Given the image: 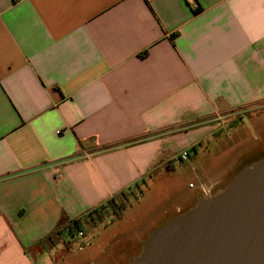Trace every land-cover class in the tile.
Returning <instances> with one entry per match:
<instances>
[{
	"label": "crops",
	"instance_id": "obj_1",
	"mask_svg": "<svg viewBox=\"0 0 264 264\" xmlns=\"http://www.w3.org/2000/svg\"><path fill=\"white\" fill-rule=\"evenodd\" d=\"M243 119L264 124V0H0V264H96L104 235L48 236L111 198L103 230L131 229L128 190L178 164L198 183L143 242L220 184Z\"/></svg>",
	"mask_w": 264,
	"mask_h": 264
},
{
	"label": "water",
	"instance_id": "obj_2",
	"mask_svg": "<svg viewBox=\"0 0 264 264\" xmlns=\"http://www.w3.org/2000/svg\"><path fill=\"white\" fill-rule=\"evenodd\" d=\"M127 264H264V157L159 224Z\"/></svg>",
	"mask_w": 264,
	"mask_h": 264
},
{
	"label": "rangeland",
	"instance_id": "obj_3",
	"mask_svg": "<svg viewBox=\"0 0 264 264\" xmlns=\"http://www.w3.org/2000/svg\"><path fill=\"white\" fill-rule=\"evenodd\" d=\"M242 122L244 124H233L235 127H239L236 131V134H233L232 137L228 139V142L221 143L219 145V148L216 149V152L219 153L220 151H222V153H224L220 157V163L222 164L221 167L225 166L226 169L224 171L225 175L220 177L221 181L218 185L219 187L217 186L215 187L217 189L211 190L210 195H212L216 190L224 187L231 180V178L241 165L264 157V124H254L255 127L253 126L254 129L253 127L251 128L253 129V132H251L252 135L250 136L249 127L251 126V124H247L245 119H243ZM256 126H258L260 129H257ZM255 133H257L258 135H256ZM190 157L194 159L196 157V153L194 151H190ZM174 166L176 167V171L174 176L171 178V182L168 183V179L170 177L164 178V180L161 179V181L164 182V186H166V188H162V190H167L165 193L162 191L156 192L152 189L143 191L142 198L139 200V202L144 206L143 211H140L139 209L132 211L133 214H138V220H136L131 229H128V224H122L116 230H114V226L108 227L107 229L103 230L104 227L102 228V226H104L107 222H111L106 221L105 224L97 226L96 228H91L86 232V235L92 237L93 239H96L97 236L100 237L101 235H104L100 237L99 244H104L105 242H109L110 244L106 253L104 254V257L98 260L96 264H118L117 260L122 259V250L126 247V244H128V242L131 241V245L139 243V240H134L136 235H142V231L146 229L150 230L151 228L156 226L159 215L164 209L170 210L177 204L184 203L186 201L187 196L190 193L187 187L189 186V184H192L193 186L197 185L198 182H196V178L193 173L187 172L186 170L182 169L181 166L179 168L178 164ZM178 181L184 183V186H182L180 189L175 188V184H177ZM132 191L135 192L133 188ZM164 199H166L167 201H165ZM130 201L133 205L136 202L131 195ZM166 218L167 217H165L163 221H165ZM115 231H117L119 237L112 240V233H114ZM79 242L80 240L76 239V241L73 242L72 245L74 246V249H76V253L82 251V249L78 251L80 249ZM82 252H84V250ZM94 256L95 255H93V257ZM123 259L125 260L124 263L127 264L129 259L126 260L125 257H123Z\"/></svg>",
	"mask_w": 264,
	"mask_h": 264
},
{
	"label": "trees",
	"instance_id": "obj_4",
	"mask_svg": "<svg viewBox=\"0 0 264 264\" xmlns=\"http://www.w3.org/2000/svg\"><path fill=\"white\" fill-rule=\"evenodd\" d=\"M124 193V195H126L127 192L124 191ZM128 193L133 196L135 201H139L140 198L136 196L132 189H129ZM122 209L123 206L117 204L115 198H111L105 205L97 206L76 219H62L52 232V236H48L47 239L52 240V238L60 237L63 232H65L70 238L74 239L75 233L78 231H82L86 234L91 228H96L97 226L105 224L106 221H112L113 219L119 218L122 214ZM79 247H81V243H79Z\"/></svg>",
	"mask_w": 264,
	"mask_h": 264
},
{
	"label": "flooded vegetation",
	"instance_id": "obj_5",
	"mask_svg": "<svg viewBox=\"0 0 264 264\" xmlns=\"http://www.w3.org/2000/svg\"><path fill=\"white\" fill-rule=\"evenodd\" d=\"M219 187V186H218ZM214 189H217V188H214ZM213 189V190H214ZM185 211V210H184ZM183 212V211H182ZM182 212H177L178 214L179 213H182ZM177 215V214H176ZM168 218H170V217H167L166 219H168ZM165 219V220H166ZM164 222V221H163ZM162 223V222H161ZM151 232V231H150ZM149 232V233H150ZM131 242V241H130ZM130 242H128V244H126V247L122 250V253H121V257H122V259H118L117 261H118V264H126V263H124V259H123V257H125L126 258V260L127 259H129V258H131L132 256H135L138 252H139V249H140V246H141V244H142V242H139V243H137V244H130ZM130 244V245H129ZM121 260V261H120Z\"/></svg>",
	"mask_w": 264,
	"mask_h": 264
},
{
	"label": "built area",
	"instance_id": "obj_6",
	"mask_svg": "<svg viewBox=\"0 0 264 264\" xmlns=\"http://www.w3.org/2000/svg\"><path fill=\"white\" fill-rule=\"evenodd\" d=\"M187 158H188V152L187 151H182L180 153V156L177 159V161L178 162L179 161L182 162V161L186 160ZM189 187H193V185L189 184ZM200 190L202 191V193H204V195H207V196L210 195V192H209L208 188L205 187V185H201L200 186ZM84 236H85L84 232L78 231V232L75 233L74 239H80L81 240V239H84ZM88 244H89L88 242H83V243H81V247L80 248H82V246L86 247V246H88Z\"/></svg>",
	"mask_w": 264,
	"mask_h": 264
}]
</instances>
